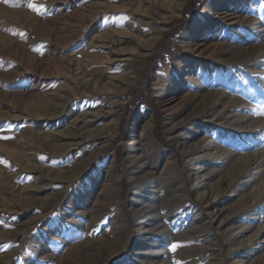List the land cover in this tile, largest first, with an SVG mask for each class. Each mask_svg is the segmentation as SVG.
<instances>
[{
  "label": "rangeland",
  "instance_id": "374dc122",
  "mask_svg": "<svg viewBox=\"0 0 264 264\" xmlns=\"http://www.w3.org/2000/svg\"><path fill=\"white\" fill-rule=\"evenodd\" d=\"M180 2L0 0V264H264L253 205L264 191V0L202 14L209 0ZM187 56L204 69L181 72ZM95 79L103 91L76 102L77 83ZM92 110L110 114L101 136L120 115L118 132L62 199L48 177L75 159L62 165L46 147L68 141L67 117ZM192 115L196 135L178 129ZM150 130L157 147L143 145ZM132 143L137 181L124 163ZM146 191L156 208L140 232L164 251L140 262ZM118 212L133 235L112 229Z\"/></svg>",
  "mask_w": 264,
  "mask_h": 264
},
{
  "label": "bare ground",
  "instance_id": "6f19581e",
  "mask_svg": "<svg viewBox=\"0 0 264 264\" xmlns=\"http://www.w3.org/2000/svg\"><path fill=\"white\" fill-rule=\"evenodd\" d=\"M180 1L181 2L179 3V9L183 7L186 0H180ZM221 3H222V0H209V2L204 6V9L203 8H202L203 10L201 9L202 10L201 14L207 12V10H205V8H206V6H209V4L212 7H217V6H220ZM210 9H211V7L209 8V10ZM199 63H200V61L197 60L195 57L188 58V56H187L185 59H183L180 62V64L182 65L180 68L181 72L185 69V67H187L189 72H191L192 74H195V68H199L200 71L202 68L204 69V64L202 62H201V64H199ZM93 65L94 64H90L88 67H96ZM200 65H202V66H200ZM131 71H132L131 68H128V71L125 72V75L127 77L130 76ZM196 71H197V69H196ZM81 74L83 75V70L81 71ZM189 81L194 82L195 80L193 78H190ZM77 85L79 88V90H78L79 92L76 94V102H79L80 100H86L85 98H87V96H90V94L95 95L96 93L103 91V84H101V81L99 79L90 80V81H87L85 83H83V82L79 83L78 82ZM157 90H158V87H157ZM209 93H207V94H209ZM70 102H72V101L68 100L67 104H69ZM66 111L67 110L64 109L62 111V113H60V114H65ZM114 117H116V118L113 120L112 123L108 124L107 130L105 132L106 135H104V136H101V134H99L100 131H96V130H97V127L100 124H102L103 121H105V120L107 121L108 119H110V114H107V113L104 114L103 111H97L96 112L95 110H92V111H87L85 113H79V114L67 117V119H66L67 122L65 123L67 125H66L65 130H66V133L68 136V141L62 146L57 145V146H49V147L47 146L46 147V151L49 154H51L53 156H60L63 159V161L60 164H62V163L68 164V162L71 159H75V161L72 163L73 165L70 164L71 166L67 169L68 171H66V170L62 171L57 175H54L53 173L49 174L48 178H50L49 179L50 182L60 183V184L64 185V187L60 188V192L59 191H56V193L53 192L54 194L62 193L63 194L62 199H64V197H66L67 192L72 187V185L78 179H80L82 177L84 178L85 171H86V169H88L91 166L92 160L94 159V157L97 156L103 150L105 143L108 140H110L111 138L115 137V135L118 132L119 124H120V115H115ZM201 121L202 120H198L196 118V116L192 115V116L187 118V120L183 126L180 127L178 125L179 126L178 129L186 128L193 135H196L197 133H199L200 126L202 125ZM211 124H212V122H211ZM176 127H177V125L173 126V128L171 130H173ZM37 128H39L40 130H41V128L43 129V127H37ZM44 128H46V127H44ZM39 129L35 131V135L37 138H39V136L41 135L39 133ZM45 135L46 136L50 135L49 130H46ZM53 137H56V135H54ZM146 140H147V142L143 143V145L145 147H150V146L157 147V142L155 141V139L153 137V133L151 130L149 131ZM90 145L94 146L95 152H94V154L89 155V154H86L87 153L86 151H87L88 146H90ZM201 150H203V149H201ZM204 159H206V158H202V159H200V161H202ZM124 163H125V167L131 172V174L133 176L132 180L137 181L136 178L139 176L138 175L139 174L138 169H140L142 166H140V165L138 166V157H137V155H135L133 143L127 147V154H126V158H125ZM186 165H188V163H186ZM173 166H174L173 170L176 174L175 178L179 181V184L182 186L184 196L187 198V202L189 204H193L190 200L189 195L186 193V183H185V179L183 177L182 170H180V168H178L176 164ZM63 175H64V177H63ZM248 175L253 177L250 170L248 171ZM141 183L142 182H134L133 183L134 190L136 188H139ZM46 185L44 186L42 184V186L41 185L38 186L37 190L42 191V190H45V188L47 190V188L51 187V186L48 187L49 184L47 186ZM141 185L143 186V184H141ZM113 187H114V190H116V184L115 183L113 184ZM142 197L148 198V199L152 198V199L147 201L148 204L143 206L140 214L136 216V218L138 220H142L140 223H138V227L136 228L137 238L138 239L142 238V240H141L142 241V247L140 248V250L136 254H138V256L140 257V259H141V260H139L140 262H145L146 258L150 254H153V256H154V254H162L164 250H159L161 245H157L155 243H153L154 244L153 245L152 242H150L149 239H146L145 236L143 235V233L140 232V231L145 230L144 223H147L149 221V219H150L149 215L152 214L156 208L154 206L155 204L153 203V201L155 199V195H153V193L146 191L145 193L142 194ZM117 205H118L117 201H115L114 205H112V207L110 208V213L112 211H119L120 210L119 208H116ZM253 205H254V207L255 206H261L264 210V191H262L259 198H257V200H255L253 202ZM177 210H179V209H177ZM118 214H120V212L116 213L115 216L114 215L112 216L113 221H114V219L116 220V222H113L114 224L111 223L112 226H114V228H112V229L113 230L122 229L121 231L127 233L128 236L133 235L131 231L130 232L128 231L130 229L126 225V221L123 218L119 217ZM125 227H127L128 230ZM91 236H95V233L93 232L91 234ZM148 243L152 244V246H148ZM156 248H157V250H155Z\"/></svg>",
  "mask_w": 264,
  "mask_h": 264
},
{
  "label": "snow or ice",
  "instance_id": "6c2138e0",
  "mask_svg": "<svg viewBox=\"0 0 264 264\" xmlns=\"http://www.w3.org/2000/svg\"><path fill=\"white\" fill-rule=\"evenodd\" d=\"M10 2V0H5V3H8ZM30 7H34V5H30ZM177 245H173L172 248H173V251H175Z\"/></svg>",
  "mask_w": 264,
  "mask_h": 264
}]
</instances>
